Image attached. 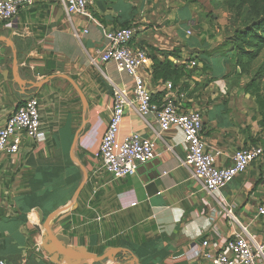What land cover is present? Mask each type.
Wrapping results in <instances>:
<instances>
[{
  "label": "crops",
  "instance_id": "0c3cea01",
  "mask_svg": "<svg viewBox=\"0 0 264 264\" xmlns=\"http://www.w3.org/2000/svg\"><path fill=\"white\" fill-rule=\"evenodd\" d=\"M229 19L220 0H89L88 14L71 16L59 3L34 0L0 21V72L9 71L7 77L0 74V128L32 95L41 100L42 125L41 138H23L18 153H0L1 257L13 264H62L53 252L55 239L41 248L32 214L45 220L73 204L83 178L71 157L79 131L76 155L88 178L75 209L51 226L60 242L84 248L67 250L78 264H211L202 250L222 249L242 227L264 240V215L258 213L264 155L209 193L183 164L182 129L162 131L153 113L142 116L130 107L120 135L137 132L152 139L155 156L122 178L99 169L113 87L132 90L134 80L114 62L99 61L97 49L105 45L106 30L126 26L136 28L133 45L148 49L151 64L142 75L156 102L167 81L154 79L152 56L183 71L176 84L168 81L184 92V108L203 111L207 150L222 151L218 165H230L237 149L264 141L257 100L245 91L247 75L221 49L232 35ZM61 63L86 97V114L73 85L59 75ZM31 82L45 83L32 88Z\"/></svg>",
  "mask_w": 264,
  "mask_h": 264
},
{
  "label": "built area",
  "instance_id": "2783aa9c",
  "mask_svg": "<svg viewBox=\"0 0 264 264\" xmlns=\"http://www.w3.org/2000/svg\"><path fill=\"white\" fill-rule=\"evenodd\" d=\"M61 4L69 16L88 14L89 0H51ZM34 0H0V21H6L21 8L31 5ZM87 31V30H85ZM192 30H188L190 34ZM136 28L133 26L106 30L105 45L97 49L101 62H114L121 72L134 80L132 90L113 87V105L107 127L100 143L101 166L115 178L133 175L141 164L155 156V142L137 132L120 135L126 108L136 109L142 116L155 115L162 131L178 126L184 133L187 147L183 164L190 168L195 179L209 192L224 188L238 175L247 171L251 163L264 155V144L256 143L237 149L228 166L217 164L220 149L207 150L203 138L204 116L200 109H186L183 106L184 92L173 82L165 83V94L156 102L146 84L142 71L151 64L147 48L135 47L133 39ZM93 62H96L93 59ZM196 61H191L194 66ZM41 100L32 95L23 100L0 128V153L15 154L20 151L23 138L42 137ZM258 213L264 215V200ZM231 216V211L228 212ZM201 255L211 264H264V240H257L246 227L234 232L222 249L204 248ZM0 264H13L0 256Z\"/></svg>",
  "mask_w": 264,
  "mask_h": 264
},
{
  "label": "trees",
  "instance_id": "16d2710c",
  "mask_svg": "<svg viewBox=\"0 0 264 264\" xmlns=\"http://www.w3.org/2000/svg\"><path fill=\"white\" fill-rule=\"evenodd\" d=\"M220 1L230 13V25L234 24L232 35L221 45V49L232 53L235 65L240 68V75H247L251 60L258 58L264 51V0ZM238 21L240 24H237ZM152 60L154 79L172 80L176 84L183 71L178 66L173 65L172 68L169 61L158 60L155 56H152ZM256 75L245 85V91L256 98L261 115L259 123L264 127V94L260 85L262 79H257Z\"/></svg>",
  "mask_w": 264,
  "mask_h": 264
},
{
  "label": "water",
  "instance_id": "95a60500",
  "mask_svg": "<svg viewBox=\"0 0 264 264\" xmlns=\"http://www.w3.org/2000/svg\"><path fill=\"white\" fill-rule=\"evenodd\" d=\"M4 39L8 40V38H4ZM58 66H59V70L61 72V74H59V75L66 78L67 80H69V82L73 85V87L77 91V93H78V95H79V97L83 103L84 113L86 114L88 112V103H87V100H86V97H85L83 91L81 90L80 86L77 84V82L73 78L64 74V70H65L64 65L61 63V64H58ZM17 69H18V67H17V65H15L14 70L16 72V76H18V70ZM238 70L240 71V68H238ZM0 74H2L4 77H7L9 74V71L8 70L2 71V72H0ZM44 83L45 82H31L32 88H40ZM86 121H87V119L85 118L84 124H86ZM79 133H80V131L76 134V136L74 138L72 148H71V157L76 162L77 166H79L80 169L82 170L83 178H82L80 185L78 186V188L76 189V191L74 193L73 204L71 203L68 206H64V207L60 208L59 210L52 212L49 215V217L45 220H43V218H41L40 216H37L35 213L32 214V216H34V220H35L34 227L38 230L39 234L42 235L43 244H42L41 248L43 250H47V247H49L52 243L51 238L55 239L57 241L56 243L58 244L57 245L58 247L56 248V250H53V252L59 256V260L62 264H78L74 260L73 256L67 254V250H69L71 252L72 251H79L82 253L85 252L83 247L70 246V245H67L65 243L60 242L59 240L61 238L56 236V234L53 232L52 227H51L53 220L57 216H59L60 214L66 212L68 210H74L75 209L76 200H77V198L81 192V189L85 185V182L88 178V174H87V171H86L84 165L80 162L79 158L76 155V146H77V141L79 138ZM43 228H45V234L44 235H43Z\"/></svg>",
  "mask_w": 264,
  "mask_h": 264
},
{
  "label": "rangeland",
  "instance_id": "374dc122",
  "mask_svg": "<svg viewBox=\"0 0 264 264\" xmlns=\"http://www.w3.org/2000/svg\"><path fill=\"white\" fill-rule=\"evenodd\" d=\"M237 24H240V21H238ZM229 27H230V31H233L234 24H232L231 26L229 23ZM248 70H249V72L247 73L248 81L251 80V78L255 76L256 74H258L256 75L257 79L258 78L262 79V82H260V85H261V88L263 89L262 93L264 94V51L260 54L258 58H254L251 60ZM248 83L250 82H246V84Z\"/></svg>",
  "mask_w": 264,
  "mask_h": 264
}]
</instances>
